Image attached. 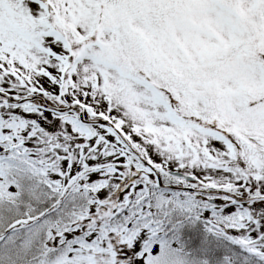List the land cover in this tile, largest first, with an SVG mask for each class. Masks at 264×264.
Listing matches in <instances>:
<instances>
[{"label": "snow or ice", "instance_id": "obj_1", "mask_svg": "<svg viewBox=\"0 0 264 264\" xmlns=\"http://www.w3.org/2000/svg\"><path fill=\"white\" fill-rule=\"evenodd\" d=\"M0 264H264V0H0Z\"/></svg>", "mask_w": 264, "mask_h": 264}]
</instances>
